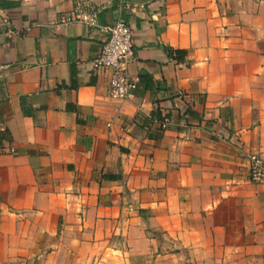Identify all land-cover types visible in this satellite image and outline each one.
<instances>
[{"label":"crops","instance_id":"0c3cea01","mask_svg":"<svg viewBox=\"0 0 264 264\" xmlns=\"http://www.w3.org/2000/svg\"><path fill=\"white\" fill-rule=\"evenodd\" d=\"M117 20L126 100L93 64ZM6 129L0 264H264V0H0Z\"/></svg>","mask_w":264,"mask_h":264},{"label":"built area","instance_id":"2783aa9c","mask_svg":"<svg viewBox=\"0 0 264 264\" xmlns=\"http://www.w3.org/2000/svg\"><path fill=\"white\" fill-rule=\"evenodd\" d=\"M84 6V5H83ZM81 6L76 10L75 20L88 26L97 25L95 13L88 12ZM63 19L62 22H66ZM108 36L100 52L94 59V68L109 70V88L111 96L126 100L130 98L140 83V77L131 74L130 64L135 60L133 31L122 20H117L105 27ZM169 123L167 117L160 121L161 129H166ZM249 179L255 183H264V151L253 153L249 156Z\"/></svg>","mask_w":264,"mask_h":264},{"label":"trees","instance_id":"16d2710c","mask_svg":"<svg viewBox=\"0 0 264 264\" xmlns=\"http://www.w3.org/2000/svg\"><path fill=\"white\" fill-rule=\"evenodd\" d=\"M168 52H169V55L174 57V58H182L183 55H186L187 54V51L186 50H181V49H173V48H167ZM10 135L9 131L6 129L4 131H0V135ZM160 135V134H159ZM7 138V136H6ZM9 138V137H8ZM10 140H12V138L10 137Z\"/></svg>","mask_w":264,"mask_h":264}]
</instances>
